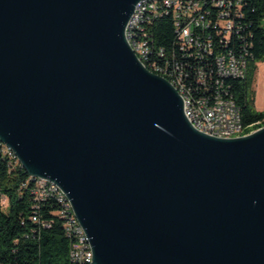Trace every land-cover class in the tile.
<instances>
[{
  "label": "water",
  "instance_id": "95a60500",
  "mask_svg": "<svg viewBox=\"0 0 264 264\" xmlns=\"http://www.w3.org/2000/svg\"><path fill=\"white\" fill-rule=\"evenodd\" d=\"M139 0H0V141L68 197L92 264H264V125L214 137L124 29Z\"/></svg>",
  "mask_w": 264,
  "mask_h": 264
},
{
  "label": "built area",
  "instance_id": "2783aa9c",
  "mask_svg": "<svg viewBox=\"0 0 264 264\" xmlns=\"http://www.w3.org/2000/svg\"><path fill=\"white\" fill-rule=\"evenodd\" d=\"M134 7L137 15L134 20H128L124 30H129L132 41H139L136 54L148 55L150 63L163 66L161 75H166V68L175 69L176 77L178 70L189 72L197 96L213 97V105L210 110L184 106L185 114L196 129L214 137L224 136L221 126L232 128L233 123L242 120L231 81L247 76L251 59L250 26L246 21L237 20V10L243 7V0H139ZM161 20L163 28L169 23L172 27V37L164 44L155 39L156 23ZM134 27H141V36H134ZM217 84L226 85V95L217 94ZM0 153L7 155V161H13V168L18 165L15 153L2 141ZM28 180L20 184V190L31 182L29 193L35 201L33 208L38 209L39 203L48 198H53L57 205L54 214L61 220L63 233L70 241L68 264H88L87 253L84 257H75V250L84 243L75 240L78 229L64 197L52 185H46L42 177L28 175ZM1 201L5 203L6 198L2 196ZM31 218L43 227L51 225L35 213Z\"/></svg>",
  "mask_w": 264,
  "mask_h": 264
},
{
  "label": "trees",
  "instance_id": "16d2710c",
  "mask_svg": "<svg viewBox=\"0 0 264 264\" xmlns=\"http://www.w3.org/2000/svg\"><path fill=\"white\" fill-rule=\"evenodd\" d=\"M237 20L246 21L252 32L247 76L231 81L242 125L245 133H249L264 125V109L254 108L251 87L256 62L264 57V0H243V7L237 10ZM163 24V20L156 23L158 31L155 32V39L159 44L167 43L172 37L170 23L167 28H163ZM134 36H141L140 29ZM144 64L153 72L163 73V66L152 64L149 59L144 60ZM163 76L170 82L180 78L193 100L200 97L189 72L179 70L176 77L175 69L166 68V75ZM12 163L0 153V264H68L70 241L63 233L61 220L54 214L57 209L54 199L48 198L39 203L38 209L33 208L35 201L29 193L31 182L26 189L20 190V184L28 180V174L19 165L13 168ZM2 196L6 198L5 203L1 201ZM34 213L40 220L50 221L51 225L43 227L33 221L31 217Z\"/></svg>",
  "mask_w": 264,
  "mask_h": 264
},
{
  "label": "bare ground",
  "instance_id": "6f19581e",
  "mask_svg": "<svg viewBox=\"0 0 264 264\" xmlns=\"http://www.w3.org/2000/svg\"><path fill=\"white\" fill-rule=\"evenodd\" d=\"M134 8L135 9H134L132 15L130 16L129 20H134L135 15H137V7H134ZM139 29L141 31V27H134V33L136 34V31ZM124 35H125L126 40L129 43V45L131 46V48L136 53V50H139V41L134 42L130 39L129 30H124ZM138 57L140 58V60L142 61L143 64H144V60H146V59L150 60V56H148V55H141ZM152 64H154V63H152ZM155 71H158V69H155ZM178 73H179V70H178ZM170 83L183 96L184 106H189V109H198V107H199V108H202V110H210V105H213V97H211V96H200V97L193 100L191 95L188 93V90L185 88L184 83L182 82V80L180 78H177V80L175 82H170ZM217 94L226 95V85L225 84H217ZM245 130L246 129L243 127L241 120H238V122L233 123L232 128H230V126H221V134H224V136H221V137L222 138H232V137H239L242 135H246L248 133H245ZM200 131L207 134V132H205L204 130H200ZM3 154L5 155V153H3ZM17 164L20 165V167H22L18 158H17ZM43 181H46V185H52V188H55V190L60 192L61 196L64 197V199H65V206H67L68 209H70L71 220H74V226H76L78 229V232H75V240H83V243H84V245L78 246V249L75 250V257H84V255L87 253L88 264H92V262H91L92 252H91L90 244L88 242L86 234H83L85 232H84L80 222L78 221V219H77V217L73 211L70 200L68 199L66 194L53 181H50V180L45 179V178H43Z\"/></svg>",
  "mask_w": 264,
  "mask_h": 264
},
{
  "label": "rangeland",
  "instance_id": "374dc122",
  "mask_svg": "<svg viewBox=\"0 0 264 264\" xmlns=\"http://www.w3.org/2000/svg\"><path fill=\"white\" fill-rule=\"evenodd\" d=\"M264 24V20L262 22ZM252 90L254 93L253 106L256 110L264 109V57L256 62V70L252 81Z\"/></svg>",
  "mask_w": 264,
  "mask_h": 264
}]
</instances>
